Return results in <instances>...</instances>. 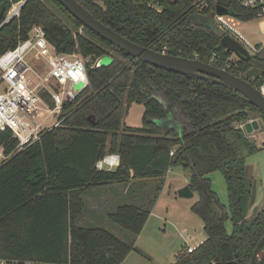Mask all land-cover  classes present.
Masks as SVG:
<instances>
[{
	"label": "trees",
	"instance_id": "trees-1",
	"mask_svg": "<svg viewBox=\"0 0 264 264\" xmlns=\"http://www.w3.org/2000/svg\"><path fill=\"white\" fill-rule=\"evenodd\" d=\"M95 18L124 37L154 50L194 57L244 77L250 63L238 59L212 29L216 6L240 21L257 17L258 7L237 0H77ZM0 0V20L9 8ZM40 24L60 53L78 52L86 60L89 84L64 101L58 124L16 150L9 129L0 130V259L6 264H121L133 248L112 232L82 226L87 190L132 179L161 178L172 165L190 172L198 193L191 210L203 222L205 240L173 264H250L264 233V209L247 218L254 193L246 157L258 151L242 124L264 117L240 92L192 75L140 61L82 27L58 0H26L19 17L0 28V54ZM108 55V64H95ZM264 61V58L255 55ZM230 64V66H228ZM251 83H264V73ZM46 93V92H44ZM51 104L48 94H44ZM142 104V125L127 126L123 116ZM57 119V120H58ZM155 119H165V129ZM120 157L114 169H97L104 155ZM224 177L228 209L212 189L208 174ZM150 210L120 204L108 218L133 235L141 233ZM230 220L228 232L225 222Z\"/></svg>",
	"mask_w": 264,
	"mask_h": 264
},
{
	"label": "rangeland",
	"instance_id": "rangeland-1",
	"mask_svg": "<svg viewBox=\"0 0 264 264\" xmlns=\"http://www.w3.org/2000/svg\"><path fill=\"white\" fill-rule=\"evenodd\" d=\"M236 27L250 43L261 48L259 56L264 58V18L257 16L247 21L238 20ZM69 57L72 59L79 57L85 62L87 60L78 52L69 54ZM110 60V56L103 55L94 63L108 64ZM44 62L43 59L31 60L34 72H31L29 77L33 83L44 74L42 70ZM80 86L75 83L72 88L77 91ZM68 87L69 85H66V88ZM143 110L142 104L132 103L122 118L123 126L140 127ZM57 116L58 113L55 119L59 122ZM256 119L260 122L261 129L255 141L262 148L247 156L245 160L247 180L254 193L253 203L247 208V218L264 209V122L261 117ZM253 133L257 132L246 134L253 139L250 136ZM189 175V170L183 166L172 165L161 178L132 179L122 184L88 190L82 196L85 205L77 222L82 226L106 228L118 238L133 242V248L123 264H173L180 253L187 254L188 245L196 247L206 237L202 220L191 210L192 204L198 199V193L193 191V196L190 198L180 197L177 194L179 188L189 185ZM208 177L212 189L227 208V189L222 173L212 171ZM125 203L138 204L141 208L150 210L148 219L138 235H133L108 218L109 212H113L116 206ZM93 212L97 214H92ZM225 227L231 232L232 225L229 219L225 222Z\"/></svg>",
	"mask_w": 264,
	"mask_h": 264
},
{
	"label": "built area",
	"instance_id": "built-area-1",
	"mask_svg": "<svg viewBox=\"0 0 264 264\" xmlns=\"http://www.w3.org/2000/svg\"><path fill=\"white\" fill-rule=\"evenodd\" d=\"M196 8L206 5V0H193ZM26 0H9V8L0 20V28L11 19L19 17ZM243 7H258L257 16L264 18V0H237ZM238 19L233 15H214V22L224 33L237 39L251 54L259 55L261 48L250 43L237 29ZM81 26L79 31L82 30ZM43 59L44 74L36 83L30 79L34 72L31 60ZM230 66V64H228ZM80 84L74 91L73 84ZM86 62L82 58H70L68 53L57 52L48 42L44 28L40 24L31 27L24 39H19L13 48L0 54V130L9 129L12 137L17 140L16 150L39 139L42 132L56 124L55 117L60 113L64 101L73 99L83 88L88 86ZM66 85H69L66 88ZM264 93V83L259 86ZM43 92V94L41 93ZM49 96L47 102L44 93ZM50 119L49 121H47ZM58 119V116H57ZM251 120V119H250ZM3 147L0 146V160L5 159ZM117 153H109L98 159L97 169H114L119 163ZM195 246H187L191 252ZM0 264H6L0 259ZM24 264H36L25 262Z\"/></svg>",
	"mask_w": 264,
	"mask_h": 264
},
{
	"label": "water",
	"instance_id": "water-1",
	"mask_svg": "<svg viewBox=\"0 0 264 264\" xmlns=\"http://www.w3.org/2000/svg\"><path fill=\"white\" fill-rule=\"evenodd\" d=\"M60 4L70 12L83 27L95 32L102 39L110 42L115 47L123 50L130 56L140 61L167 71L192 75L205 80H211L230 89L240 92L246 97L250 104L255 106L264 117V93L256 85L251 83L253 77L264 73V61L252 57L249 51L234 37L224 33L218 27L212 29L213 33L220 38L221 44L232 51L240 60L250 63V67L244 72V77L237 76L225 68L215 66L211 62H204L194 57L173 55L164 51L154 50L150 47L140 45L105 25L85 8L77 0H58ZM217 14H226L228 9L222 5L216 6ZM154 122L165 129V119H155ZM246 133H252L260 128V122L254 118L242 125ZM178 196L190 198L193 190L189 185L178 189ZM212 264H223L214 262ZM250 264H264V233L257 242L250 259Z\"/></svg>",
	"mask_w": 264,
	"mask_h": 264
},
{
	"label": "crops",
	"instance_id": "crops-1",
	"mask_svg": "<svg viewBox=\"0 0 264 264\" xmlns=\"http://www.w3.org/2000/svg\"><path fill=\"white\" fill-rule=\"evenodd\" d=\"M243 125V124H242ZM261 128H259L258 130H256V132L257 133H253V135H250V136H252L253 137V139L254 140H256V136H257V134H258V132H259V130H260ZM256 142V141H255ZM263 143H264V141H263ZM137 180H140V179H137ZM115 184H122V183H114V184H110V185H106V186H100V187H108V186H113V185H115ZM97 188H99V187H96V188H93V189H91V190H89V191H93V190H97ZM88 191V190H87ZM135 205H138V204H135ZM139 206V205H138ZM92 214H97L96 212H93ZM81 217V216H80ZM188 246H191V245H188ZM192 247H194V246H192ZM24 264V263H23ZM121 264H123V263H121Z\"/></svg>",
	"mask_w": 264,
	"mask_h": 264
}]
</instances>
